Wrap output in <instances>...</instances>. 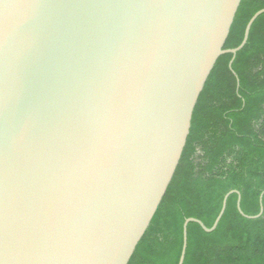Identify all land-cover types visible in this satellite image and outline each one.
Returning <instances> with one entry per match:
<instances>
[{
	"label": "water",
	"instance_id": "water-1",
	"mask_svg": "<svg viewBox=\"0 0 264 264\" xmlns=\"http://www.w3.org/2000/svg\"><path fill=\"white\" fill-rule=\"evenodd\" d=\"M240 3L0 0V264H128Z\"/></svg>",
	"mask_w": 264,
	"mask_h": 264
},
{
	"label": "trees",
	"instance_id": "trees-1",
	"mask_svg": "<svg viewBox=\"0 0 264 264\" xmlns=\"http://www.w3.org/2000/svg\"><path fill=\"white\" fill-rule=\"evenodd\" d=\"M264 0H241L223 50L237 48ZM231 63V66H230ZM264 264V13L235 56H220L193 110L189 135L172 180L128 264Z\"/></svg>",
	"mask_w": 264,
	"mask_h": 264
}]
</instances>
